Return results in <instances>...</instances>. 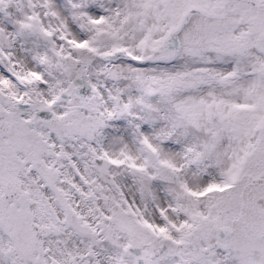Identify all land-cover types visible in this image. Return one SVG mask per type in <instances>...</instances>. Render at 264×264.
<instances>
[{
  "label": "snow or ice",
  "instance_id": "6c2138e0",
  "mask_svg": "<svg viewBox=\"0 0 264 264\" xmlns=\"http://www.w3.org/2000/svg\"><path fill=\"white\" fill-rule=\"evenodd\" d=\"M0 264H264V0H0Z\"/></svg>",
  "mask_w": 264,
  "mask_h": 264
}]
</instances>
